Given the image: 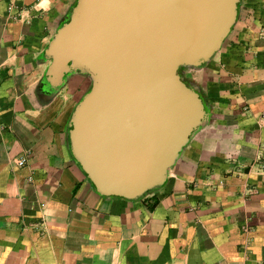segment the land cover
Segmentation results:
<instances>
[{
  "label": "crops",
  "instance_id": "1",
  "mask_svg": "<svg viewBox=\"0 0 264 264\" xmlns=\"http://www.w3.org/2000/svg\"><path fill=\"white\" fill-rule=\"evenodd\" d=\"M79 1L0 0V264H264V0H238L218 48L176 65L199 116L140 193L76 131L98 72L53 40Z\"/></svg>",
  "mask_w": 264,
  "mask_h": 264
},
{
  "label": "water",
  "instance_id": "2",
  "mask_svg": "<svg viewBox=\"0 0 264 264\" xmlns=\"http://www.w3.org/2000/svg\"><path fill=\"white\" fill-rule=\"evenodd\" d=\"M237 1L80 0L57 32L62 62L98 72L75 126L85 153L121 190L140 193L163 179L199 116L176 65L218 48Z\"/></svg>",
  "mask_w": 264,
  "mask_h": 264
},
{
  "label": "built area",
  "instance_id": "3",
  "mask_svg": "<svg viewBox=\"0 0 264 264\" xmlns=\"http://www.w3.org/2000/svg\"><path fill=\"white\" fill-rule=\"evenodd\" d=\"M259 33L261 36H264V23H261L259 27ZM17 165L22 166L26 163V156H21L17 159Z\"/></svg>",
  "mask_w": 264,
  "mask_h": 264
}]
</instances>
